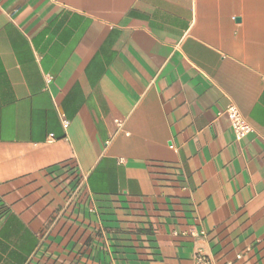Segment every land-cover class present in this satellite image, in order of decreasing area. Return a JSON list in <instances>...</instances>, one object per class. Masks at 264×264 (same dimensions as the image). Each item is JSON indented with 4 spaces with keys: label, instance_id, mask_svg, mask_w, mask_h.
Wrapping results in <instances>:
<instances>
[{
    "label": "crops",
    "instance_id": "0c3cea01",
    "mask_svg": "<svg viewBox=\"0 0 264 264\" xmlns=\"http://www.w3.org/2000/svg\"><path fill=\"white\" fill-rule=\"evenodd\" d=\"M198 256L264 264V0H0V264Z\"/></svg>",
    "mask_w": 264,
    "mask_h": 264
},
{
    "label": "built area",
    "instance_id": "2783aa9c",
    "mask_svg": "<svg viewBox=\"0 0 264 264\" xmlns=\"http://www.w3.org/2000/svg\"><path fill=\"white\" fill-rule=\"evenodd\" d=\"M226 115L231 125L233 133L238 140L244 139L249 133L252 132L253 128L247 119L242 115L236 105H230L226 109ZM172 148V146H171ZM197 264H207L202 257L196 258Z\"/></svg>",
    "mask_w": 264,
    "mask_h": 264
}]
</instances>
